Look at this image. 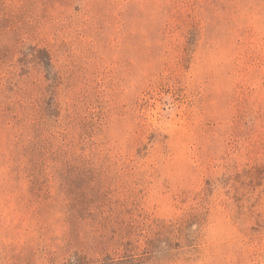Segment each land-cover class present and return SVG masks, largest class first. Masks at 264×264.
Listing matches in <instances>:
<instances>
[{
    "label": "rangeland",
    "instance_id": "obj_1",
    "mask_svg": "<svg viewBox=\"0 0 264 264\" xmlns=\"http://www.w3.org/2000/svg\"><path fill=\"white\" fill-rule=\"evenodd\" d=\"M0 264H264V0H0Z\"/></svg>",
    "mask_w": 264,
    "mask_h": 264
}]
</instances>
